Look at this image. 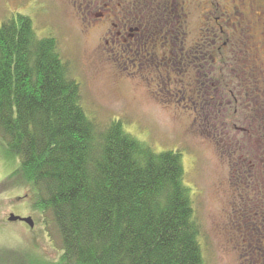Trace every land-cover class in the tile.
<instances>
[{
	"label": "rangeland",
	"instance_id": "374dc122",
	"mask_svg": "<svg viewBox=\"0 0 264 264\" xmlns=\"http://www.w3.org/2000/svg\"><path fill=\"white\" fill-rule=\"evenodd\" d=\"M153 2L157 12L180 15L187 30L157 31L154 65L145 71L121 64L127 57L114 48L115 57L70 0H0V25L22 14L38 38L57 40L91 119L121 122L157 153L182 154L205 264H264V225H252L264 201V10L238 0ZM248 22L251 40L243 36ZM16 158L0 140V264L27 255L55 261L61 241L52 219L49 238L24 199L28 190L6 183ZM12 214L34 227L10 222Z\"/></svg>",
	"mask_w": 264,
	"mask_h": 264
},
{
	"label": "trees",
	"instance_id": "16d2710c",
	"mask_svg": "<svg viewBox=\"0 0 264 264\" xmlns=\"http://www.w3.org/2000/svg\"><path fill=\"white\" fill-rule=\"evenodd\" d=\"M58 47L27 16L0 25V140L20 162L6 183L61 241L55 261L14 264H205L182 154L91 119ZM256 214L263 226L264 201Z\"/></svg>",
	"mask_w": 264,
	"mask_h": 264
},
{
	"label": "flooded vegetation",
	"instance_id": "af4514ba",
	"mask_svg": "<svg viewBox=\"0 0 264 264\" xmlns=\"http://www.w3.org/2000/svg\"><path fill=\"white\" fill-rule=\"evenodd\" d=\"M70 1H72L78 11L81 12V18L90 20L87 22L88 26L91 28L95 27L97 30H102L101 40L106 41V44L111 48L112 52L114 48H116V50L119 48L117 54H122L123 58L127 57L126 62L123 60H119V62L123 65L125 63V66H140L137 68L138 70L145 71L154 65L157 31H161L158 36L161 37L167 29L171 30L174 25L178 24H182L185 30H187L186 24L180 20V15L173 18L167 13L166 9L162 12H157L159 10H156L153 0ZM238 1L241 3L239 6L252 7L255 5L259 6L257 9L264 10V0ZM263 14L261 13V16L258 17L259 22L264 20ZM105 24H108L107 27H109V25L112 26L113 30H105ZM248 24V27H244L243 36L251 40L250 35L252 34L251 30L254 28V22L253 24L248 22ZM218 31L220 30L216 31V37H211L213 41H218ZM223 32L224 31H222V33ZM165 40L169 39L166 37ZM113 54H115V51ZM118 57L120 58V56ZM145 57L148 58L145 59ZM197 59H199V57H197ZM150 60L153 62H150Z\"/></svg>",
	"mask_w": 264,
	"mask_h": 264
},
{
	"label": "water",
	"instance_id": "95a60500",
	"mask_svg": "<svg viewBox=\"0 0 264 264\" xmlns=\"http://www.w3.org/2000/svg\"><path fill=\"white\" fill-rule=\"evenodd\" d=\"M10 222H24L26 223L27 225H29L31 228L34 227V223H33V220L31 218H21L19 216H15L14 214L11 215L10 219H9Z\"/></svg>",
	"mask_w": 264,
	"mask_h": 264
}]
</instances>
